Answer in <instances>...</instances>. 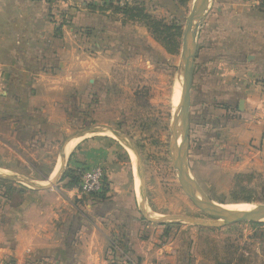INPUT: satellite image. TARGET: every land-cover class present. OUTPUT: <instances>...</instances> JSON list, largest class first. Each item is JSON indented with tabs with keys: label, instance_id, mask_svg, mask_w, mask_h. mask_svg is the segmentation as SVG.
<instances>
[{
	"label": "crops",
	"instance_id": "crops-1",
	"mask_svg": "<svg viewBox=\"0 0 264 264\" xmlns=\"http://www.w3.org/2000/svg\"><path fill=\"white\" fill-rule=\"evenodd\" d=\"M123 1L137 0H0V79L19 94L11 107L62 123L63 97L94 90L84 84V72L74 73L69 55L75 49L92 55L89 42L111 24L106 6ZM261 1L210 0L198 35L194 153L200 149L202 162L227 173L264 174ZM54 67L57 72L47 73ZM120 158L116 143L102 137L71 149L68 169L103 168L107 191L101 197L79 194L66 180L45 188L39 184L49 178L40 172L29 179L41 188L0 183V264H122L126 257L138 264H193L171 230L141 220L135 187L123 167L118 170Z\"/></svg>",
	"mask_w": 264,
	"mask_h": 264
},
{
	"label": "rangeland",
	"instance_id": "rangeland-1",
	"mask_svg": "<svg viewBox=\"0 0 264 264\" xmlns=\"http://www.w3.org/2000/svg\"><path fill=\"white\" fill-rule=\"evenodd\" d=\"M195 3L196 0H189L186 4L172 0L168 6L162 7L153 0H137L129 4L123 1L110 5L119 9L139 4L153 18L179 26L183 33ZM110 5L106 6V10L110 11L111 24L120 23V26L110 24V27H104V31L100 30L102 34L95 35L87 46L92 55H77L75 46L70 45V50L71 47L75 49L74 54L69 55L74 73L84 72V84L94 90L86 96L78 94L79 99L73 96L72 91L63 97L66 106L60 110V114L64 115L62 123H49L41 111H25L15 103L11 107L10 103L17 102L19 94L12 89V85L4 82L5 79H0L3 85L0 88V183L31 188L4 177L32 182L29 176L37 177L40 172L49 178L48 183L56 179V185L66 180L68 185L76 186L69 174L71 151L66 153L67 145L90 137L110 139L116 143L120 153L122 166L118 170L123 167L129 182L135 187L141 220H145L142 211L150 219L162 220L155 224L164 225L173 232L176 244H183V251L190 262L264 264V221L209 228L179 220L215 221L199 210L184 193L175 164L173 142L182 85L181 46L176 55L168 54L145 26L124 22L123 16ZM204 17L195 33L193 79L199 56L198 35ZM81 62L85 66H81ZM54 68L48 69L47 73L57 72ZM194 113L190 90L186 159L191 177L205 196L228 207L264 205V201H231L237 191L233 182L235 176L250 175L249 183L241 185L255 188L258 192L259 185L264 183L262 172L227 173L212 162L209 165L202 162L205 156L199 153L200 149L194 153L196 134L191 125ZM178 139L181 140L180 137ZM61 169L62 174L57 177ZM47 182L39 185L47 187ZM1 198L4 199V196Z\"/></svg>",
	"mask_w": 264,
	"mask_h": 264
},
{
	"label": "water",
	"instance_id": "water-1",
	"mask_svg": "<svg viewBox=\"0 0 264 264\" xmlns=\"http://www.w3.org/2000/svg\"><path fill=\"white\" fill-rule=\"evenodd\" d=\"M210 0H196L194 9L186 20V25L182 33V43L180 56L182 62V85L180 92V101L178 110L175 116V139L173 142V150L175 153V164L179 172L181 185L184 193L189 197L192 203L202 212L212 217L213 222H197L191 219L179 218L182 221H188L202 227L218 228L238 222H260L264 221V205L258 204L250 206L249 209H227L225 205L215 203L209 200L197 183L190 175L189 167L186 159L187 150L189 148V107H190V90L193 81V56L195 53V33L199 27V21L205 16L208 11ZM180 122V126L178 125ZM86 133V132H85ZM88 133V132H87ZM86 133V134H87ZM81 136V135H80ZM178 137L181 138L178 143ZM62 174V169L58 176ZM1 177V175H0ZM10 181L21 184H27L35 189L41 188L33 184L29 180L14 179L13 177H4ZM56 183L49 182L45 188L52 187ZM143 199V198H142ZM144 218L153 223H161L162 220L150 219L141 212ZM228 218V219H227Z\"/></svg>",
	"mask_w": 264,
	"mask_h": 264
},
{
	"label": "trees",
	"instance_id": "trees-1",
	"mask_svg": "<svg viewBox=\"0 0 264 264\" xmlns=\"http://www.w3.org/2000/svg\"><path fill=\"white\" fill-rule=\"evenodd\" d=\"M189 0H179L180 4H186ZM113 9L112 5L109 6ZM116 13L123 16L124 22H135L145 26L151 33L154 40L161 44L164 50L170 55H176L181 46L182 29L174 24H165L162 20L153 18L151 15L144 11V8L135 4L134 6L126 5L121 8H114ZM113 9V10H114ZM69 174L72 177V184H77L79 180V174L77 170H70ZM75 176V177H74ZM251 180L250 175H237L233 178L235 183V189L237 191L231 197V201L234 203H254L264 201V183L259 185L260 191L241 185V183H249ZM107 188L103 189L100 195L106 193ZM99 195V196H100ZM98 196V195H97ZM101 197V196H100ZM223 202V201H222ZM222 264V263H219Z\"/></svg>",
	"mask_w": 264,
	"mask_h": 264
},
{
	"label": "built area",
	"instance_id": "built-area-1",
	"mask_svg": "<svg viewBox=\"0 0 264 264\" xmlns=\"http://www.w3.org/2000/svg\"><path fill=\"white\" fill-rule=\"evenodd\" d=\"M260 8L264 12V0L260 2ZM105 188V179L103 168L99 165L91 166L80 172L78 183L75 186L79 194L85 196H97ZM122 264H138L129 257L124 259Z\"/></svg>",
	"mask_w": 264,
	"mask_h": 264
},
{
	"label": "bare ground",
	"instance_id": "bare-ground-1",
	"mask_svg": "<svg viewBox=\"0 0 264 264\" xmlns=\"http://www.w3.org/2000/svg\"><path fill=\"white\" fill-rule=\"evenodd\" d=\"M177 92V91H176ZM179 125V124H178ZM180 126V125H179ZM180 140V139H179ZM75 141H72V142H70L68 145H67V147H66V153L67 152H70L71 151V149L74 147V145H75ZM249 207L250 206H248V205H243V206H234V207H228V206H226V208L227 209H249ZM228 219V218H227Z\"/></svg>",
	"mask_w": 264,
	"mask_h": 264
}]
</instances>
